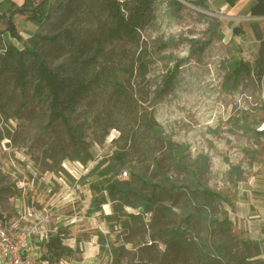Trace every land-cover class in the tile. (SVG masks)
<instances>
[{
  "label": "rangeland",
  "instance_id": "374dc122",
  "mask_svg": "<svg viewBox=\"0 0 264 264\" xmlns=\"http://www.w3.org/2000/svg\"><path fill=\"white\" fill-rule=\"evenodd\" d=\"M122 1L126 15L131 2ZM212 1L204 9L187 0H152L150 20L133 37L116 30L106 0H51L50 18L41 25L14 15L25 43L52 67L79 64L97 53L96 83L71 115L85 141L82 155L90 157L85 164L72 160L64 126L57 121L49 126L47 106L33 96L31 79L21 92L14 62L2 63L1 48L9 43L21 48L22 43L3 32L6 24L0 22V217L15 218L21 226L37 224L46 235L61 230L74 253L57 264H111L113 258L100 252L97 233L108 235L111 246L124 247L117 251L122 264H205L194 249L209 251L211 234L202 210L214 203H222L236 236L249 238L248 225L232 215L231 202L238 173L246 180L252 162L264 157L256 134L264 121V75L260 81L231 77L232 62H253L256 56L243 31L232 32L250 26L247 11H241L247 0L234 13L215 9ZM258 21L264 31V20ZM44 35L55 40L45 41ZM175 65L172 87L158 94ZM115 150L125 154L118 177L145 194L153 191L154 207H170L174 215H145L149 225L136 229L109 226L99 213L88 212L89 183L112 162ZM200 155L208 158L205 174L196 163ZM99 162L101 168L89 174ZM102 209L111 212L110 204ZM163 226L182 230L169 248L158 240L157 229ZM38 241L39 235L29 264H38L46 252ZM259 242L264 259V241Z\"/></svg>",
  "mask_w": 264,
  "mask_h": 264
},
{
  "label": "trees",
  "instance_id": "16d2710c",
  "mask_svg": "<svg viewBox=\"0 0 264 264\" xmlns=\"http://www.w3.org/2000/svg\"><path fill=\"white\" fill-rule=\"evenodd\" d=\"M50 1L40 0L35 3V0H23L22 4L18 6L12 0H0V22L4 21L6 24L3 32H7L11 38L22 43L21 48L11 43L4 45L1 48L3 50L2 63L8 65L14 62L15 81L21 92H24L27 78L31 79L33 82V96L37 101L47 106L49 126L54 121L60 122L64 126L72 145V160L85 164L90 157L87 158L82 155L83 151L86 152L85 141L78 126L72 123L71 115L75 112L79 102L87 97L93 84L96 83L99 75L96 66L97 53L89 55L79 64H76V60L71 65L61 63L52 67L41 52L25 43L13 20L15 14H20L36 25H41L50 18ZM187 1L196 2L200 7L206 8L207 0ZM237 1L225 0L229 7H233ZM122 2H131L130 6L127 7L126 15L121 11L120 0H106L108 16L114 21L115 28L119 33L133 37L150 20L152 0H123ZM249 14L252 17H264V0H253ZM216 25L217 23H214L209 27L210 32L213 31ZM252 31L259 41L255 59L253 62L241 59L232 62L230 67L233 81H237L241 75H247L253 77L256 81H260L264 75V31L257 24L252 25ZM232 32L234 34L239 33L236 28H233ZM42 38L45 41L55 40L54 37L48 35H44ZM197 43L206 44L199 41ZM178 66L175 65L172 70L166 73L161 86L156 89L158 94H163L172 87ZM124 155L122 151L115 150L112 155V162L98 171L102 166V162H99L90 171L89 174L98 171V179L89 183L92 196L88 212L99 213L109 226L114 224L121 228L132 227L136 229L149 225L144 221L145 215L158 214L166 219L174 215L175 213L170 207H154L156 195L153 191L145 194L127 179L118 177L125 166ZM207 162L206 155H200L196 158V163L204 174L208 172ZM237 176L236 180H240L239 173ZM86 178L82 177L83 180ZM139 180L142 184H146L143 179L139 178ZM203 192L214 199L223 200L219 193L208 189H203ZM106 204L111 206V212L108 214L103 213L102 209L103 205ZM127 208L139 210V212L128 213ZM202 211L203 220L206 222L211 234L209 251H204L200 246L195 247L193 249L197 253L194 256L203 257L205 264H264V259L261 257L260 242L250 238L241 239L236 236L231 219L227 216L222 203L205 206ZM157 233L162 234L158 237V240L166 248H169L175 237L182 235V230L175 226H163L157 229ZM96 235H98L100 252H105L113 258L111 264H122L117 251L123 250L124 247L111 246L108 242V235L102 233ZM153 239L156 240L155 237ZM63 240L64 233L61 230L48 235L47 241L40 243L46 252L41 256L38 264H57L62 259L71 257L74 251L72 247L64 244Z\"/></svg>",
  "mask_w": 264,
  "mask_h": 264
},
{
  "label": "crops",
  "instance_id": "0c3cea01",
  "mask_svg": "<svg viewBox=\"0 0 264 264\" xmlns=\"http://www.w3.org/2000/svg\"><path fill=\"white\" fill-rule=\"evenodd\" d=\"M248 7L241 9V11H247V16L251 22L249 23V28L245 26L241 29L238 27L236 31L239 33L243 31L244 35L249 39V41L253 44L256 49V53L259 47V41L254 36L252 31V25L257 24L259 27L261 26L258 20L263 19L264 17H252L249 14V10L251 5L253 4V0H247ZM243 0H238L237 3L233 7H229L225 0H213L212 6L219 10H237L239 5L243 4ZM239 9V8H238ZM240 10L238 11L241 12ZM234 13V12H233ZM232 13V14H233ZM262 28V27H260ZM238 33V34H239ZM258 138L263 141L264 145V131L256 132ZM263 155V154H262ZM252 170L248 174V178L246 180H235L236 186V196L233 199L232 206L234 210L232 215L235 218L244 219V222L248 225L249 238L256 241H264V157L261 159L254 160L252 162ZM264 244V242H262Z\"/></svg>",
  "mask_w": 264,
  "mask_h": 264
},
{
  "label": "built area",
  "instance_id": "2783aa9c",
  "mask_svg": "<svg viewBox=\"0 0 264 264\" xmlns=\"http://www.w3.org/2000/svg\"><path fill=\"white\" fill-rule=\"evenodd\" d=\"M257 130L264 131V121ZM18 214L20 215V212ZM34 218L38 223L42 220L39 213H35ZM37 235H39L38 242L47 241L48 235L39 231L37 224L21 226L19 220L15 218L8 219L5 215L0 217V264H29V259L33 255V242Z\"/></svg>",
  "mask_w": 264,
  "mask_h": 264
}]
</instances>
